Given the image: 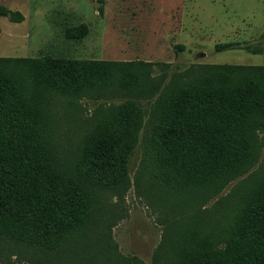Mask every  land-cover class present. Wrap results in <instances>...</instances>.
Here are the masks:
<instances>
[{
  "label": "trees",
  "instance_id": "16d2710c",
  "mask_svg": "<svg viewBox=\"0 0 264 264\" xmlns=\"http://www.w3.org/2000/svg\"><path fill=\"white\" fill-rule=\"evenodd\" d=\"M1 16L22 20L3 6ZM145 66L0 56L2 254L35 264H142L110 235L126 214V163L140 131L148 142L135 189L161 225L153 264H264V64L187 67L154 92L143 121L136 99L153 94ZM111 87L123 102L72 124L77 144H59L50 103L71 98L65 117L77 121L75 99ZM254 166L257 184L248 177L205 208L206 193Z\"/></svg>",
  "mask_w": 264,
  "mask_h": 264
},
{
  "label": "rangeland",
  "instance_id": "374dc122",
  "mask_svg": "<svg viewBox=\"0 0 264 264\" xmlns=\"http://www.w3.org/2000/svg\"><path fill=\"white\" fill-rule=\"evenodd\" d=\"M0 6L22 14L21 21L0 17V56L149 62L145 67L153 94L146 90L136 99L143 121L152 113L157 98L154 92L162 90L173 74L187 67L208 63L264 64V0H0ZM225 42L237 44L216 50L217 44ZM120 92L114 87L95 88L88 91L91 98L75 99L80 114L77 121L68 110L65 117L71 98L53 100L50 118L51 124L57 126V142L66 147L77 144L72 124L79 126L92 112L101 116V109L111 113L109 106L124 100ZM105 95L110 98L98 97ZM147 142L139 131L126 163V214L111 227L110 235L120 254L142 264H153L161 225L137 194L134 183ZM255 171L256 166L206 193L205 208L217 205L248 177L253 180L249 186L257 184ZM0 264L35 263L0 252Z\"/></svg>",
  "mask_w": 264,
  "mask_h": 264
}]
</instances>
